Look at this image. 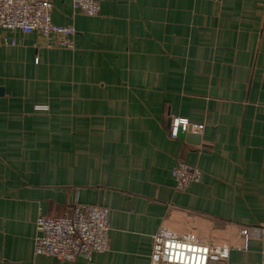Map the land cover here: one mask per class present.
Listing matches in <instances>:
<instances>
[{
  "label": "crops",
  "instance_id": "0c3cea01",
  "mask_svg": "<svg viewBox=\"0 0 264 264\" xmlns=\"http://www.w3.org/2000/svg\"><path fill=\"white\" fill-rule=\"evenodd\" d=\"M98 1L53 0L73 49L0 29V264H264V0ZM76 204L110 209V248L35 253Z\"/></svg>",
  "mask_w": 264,
  "mask_h": 264
},
{
  "label": "built area",
  "instance_id": "2783aa9c",
  "mask_svg": "<svg viewBox=\"0 0 264 264\" xmlns=\"http://www.w3.org/2000/svg\"><path fill=\"white\" fill-rule=\"evenodd\" d=\"M75 11L96 16L101 11L98 0H72ZM53 0H0V29L38 32L48 47L73 49L76 30L53 22ZM14 43V42H13ZM203 125L187 118L173 117L170 135L201 131ZM173 175L176 189L182 191L202 179V170L188 162L179 161ZM35 253L55 257L63 263L75 261L79 255L91 259L95 253L110 248V209L100 204H76L61 216L41 215L37 219Z\"/></svg>",
  "mask_w": 264,
  "mask_h": 264
},
{
  "label": "water",
  "instance_id": "95a60500",
  "mask_svg": "<svg viewBox=\"0 0 264 264\" xmlns=\"http://www.w3.org/2000/svg\"><path fill=\"white\" fill-rule=\"evenodd\" d=\"M179 137L193 143H199L200 136L192 132H179Z\"/></svg>",
  "mask_w": 264,
  "mask_h": 264
}]
</instances>
